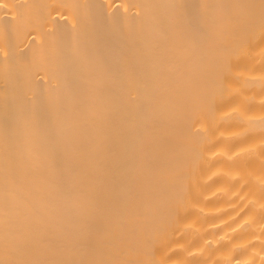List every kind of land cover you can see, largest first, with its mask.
Wrapping results in <instances>:
<instances>
[{
	"label": "bare ground",
	"instance_id": "6f19581e",
	"mask_svg": "<svg viewBox=\"0 0 264 264\" xmlns=\"http://www.w3.org/2000/svg\"><path fill=\"white\" fill-rule=\"evenodd\" d=\"M0 264H264V0H0Z\"/></svg>",
	"mask_w": 264,
	"mask_h": 264
}]
</instances>
